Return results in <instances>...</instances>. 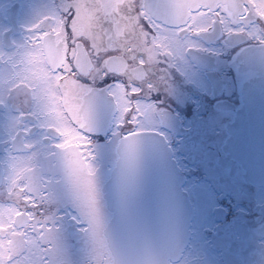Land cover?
I'll use <instances>...</instances> for the list:
<instances>
[{"label": "snow or ice", "instance_id": "snow-or-ice-1", "mask_svg": "<svg viewBox=\"0 0 264 264\" xmlns=\"http://www.w3.org/2000/svg\"><path fill=\"white\" fill-rule=\"evenodd\" d=\"M29 30L0 50V264H164L139 202L152 97L200 38L264 44V0H53Z\"/></svg>", "mask_w": 264, "mask_h": 264}, {"label": "flooded vegetation", "instance_id": "flooded-vegetation-1", "mask_svg": "<svg viewBox=\"0 0 264 264\" xmlns=\"http://www.w3.org/2000/svg\"><path fill=\"white\" fill-rule=\"evenodd\" d=\"M52 5L0 0V50L21 49ZM197 43L169 65L166 89L152 97L162 101L157 127L193 208L187 243L168 264H264V44L223 32ZM115 167L113 146L101 168L106 196Z\"/></svg>", "mask_w": 264, "mask_h": 264}, {"label": "water", "instance_id": "water-1", "mask_svg": "<svg viewBox=\"0 0 264 264\" xmlns=\"http://www.w3.org/2000/svg\"><path fill=\"white\" fill-rule=\"evenodd\" d=\"M231 132L235 139L233 126ZM233 139L231 143H234ZM246 150L242 153L250 152V149ZM117 176L115 167L106 184L110 199ZM139 202L153 248L165 253L164 264L179 258L188 240L193 208L182 189L181 175L171 149L160 137L153 138L141 154Z\"/></svg>", "mask_w": 264, "mask_h": 264}, {"label": "rangeland", "instance_id": "rangeland-1", "mask_svg": "<svg viewBox=\"0 0 264 264\" xmlns=\"http://www.w3.org/2000/svg\"><path fill=\"white\" fill-rule=\"evenodd\" d=\"M206 182H207V181H206ZM207 183H208V182H207ZM194 184L197 185V186H199V187H204L202 181H201V182H196V181H195ZM206 185H208V184H206ZM200 198H201V195H197V200H200ZM208 201H209V200L206 199V200H204V203L207 204Z\"/></svg>", "mask_w": 264, "mask_h": 264}, {"label": "bare ground", "instance_id": "bare-ground-1", "mask_svg": "<svg viewBox=\"0 0 264 264\" xmlns=\"http://www.w3.org/2000/svg\"><path fill=\"white\" fill-rule=\"evenodd\" d=\"M163 144V143H162Z\"/></svg>", "mask_w": 264, "mask_h": 264}]
</instances>
